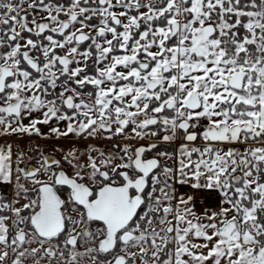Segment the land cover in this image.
<instances>
[{
    "label": "snow or ice",
    "instance_id": "snow-or-ice-1",
    "mask_svg": "<svg viewBox=\"0 0 264 264\" xmlns=\"http://www.w3.org/2000/svg\"><path fill=\"white\" fill-rule=\"evenodd\" d=\"M0 264H264V0H0Z\"/></svg>",
    "mask_w": 264,
    "mask_h": 264
}]
</instances>
